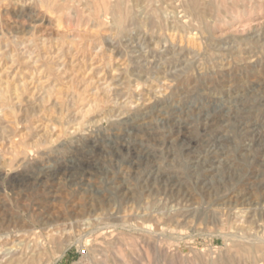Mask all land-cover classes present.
<instances>
[{
  "label": "rangeland",
  "instance_id": "374dc122",
  "mask_svg": "<svg viewBox=\"0 0 264 264\" xmlns=\"http://www.w3.org/2000/svg\"><path fill=\"white\" fill-rule=\"evenodd\" d=\"M55 1L0 0V264H264V0Z\"/></svg>",
  "mask_w": 264,
  "mask_h": 264
},
{
  "label": "bare ground",
  "instance_id": "6f19581e",
  "mask_svg": "<svg viewBox=\"0 0 264 264\" xmlns=\"http://www.w3.org/2000/svg\"><path fill=\"white\" fill-rule=\"evenodd\" d=\"M55 1V0H54ZM60 1V0H59ZM46 2V1H45ZM50 2V1H49ZM52 2V1H51ZM56 2V1H55ZM96 2H97V0H96ZM103 2H104V4L106 5V4H110V5H113V7H114V11H116L115 10V8H122L123 6H125V7H127L128 6V4H129V1L128 0H114V1H112V0H103ZM193 2V1H192ZM102 3V2H101ZM55 4V3H54ZM58 4V3H57ZM97 4V3H96ZM48 5V4H47ZM98 5V4H97ZM198 5V4H197ZM50 6V5H49ZM102 7V6H101ZM197 7V6H196ZM103 8V7H102ZM107 8H108V6H107ZM105 9H106V7H105ZM112 10V9H111ZM98 11V10H97ZM117 12V11H116ZM115 12V13H116ZM119 17V16H118ZM114 19H115V17H114ZM5 86H7V85H5ZM8 88H9V86H8ZM8 88H1V90H0V98H1V100L2 101H4V102H8V99H10L9 97H8V95H7V92H8ZM9 94V93H8ZM15 94V93H14ZM10 95H11V93H10ZM16 95V94H15ZM15 95H14V98L13 99H15ZM18 95V94H17ZM12 96V95H11ZM16 99H17V97H16ZM15 99V100H16ZM17 101V100H16ZM10 102H13V101H10ZM22 102V101H21ZM51 102H52V100H51ZM20 103V102H19ZM241 242V241H240ZM256 242L257 241H253L252 239H250V240H248L246 243L248 244V245H252V243H254V245L256 244ZM260 244V243H259ZM257 245V244H256ZM254 247V246H253ZM242 249V248H241ZM255 252V251H254ZM252 259V258H251ZM230 260V259H229ZM223 261H224V263H223ZM222 262L219 260V261H217L219 264L221 263V264H225V262H227V261H225V260H223ZM234 261V260H233ZM233 261H232V263L229 261V262H227L226 264H233ZM214 263V262H213ZM212 263V264H213Z\"/></svg>",
  "mask_w": 264,
  "mask_h": 264
}]
</instances>
